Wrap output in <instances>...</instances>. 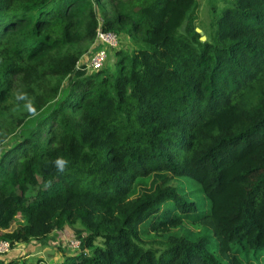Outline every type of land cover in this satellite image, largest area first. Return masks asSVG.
<instances>
[{"label": "trees", "instance_id": "trees-1", "mask_svg": "<svg viewBox=\"0 0 264 264\" xmlns=\"http://www.w3.org/2000/svg\"><path fill=\"white\" fill-rule=\"evenodd\" d=\"M196 7L0 0V147L17 137L0 154L1 239L14 247L79 224L83 247H58L57 264H264V0L213 6L205 39ZM98 25L117 34L115 58L84 71L76 62ZM159 172L188 189L131 196ZM154 217L158 248L140 237ZM183 218L205 232L169 233Z\"/></svg>", "mask_w": 264, "mask_h": 264}, {"label": "rangeland", "instance_id": "rangeland-1", "mask_svg": "<svg viewBox=\"0 0 264 264\" xmlns=\"http://www.w3.org/2000/svg\"><path fill=\"white\" fill-rule=\"evenodd\" d=\"M225 4V0H197V7L195 9V13L197 15V18L195 19L196 23V28L198 31L201 33V38H209V34L211 32V26L210 22L213 17V6L216 5V10L220 9L223 5ZM179 29L182 31L184 29L183 24L179 27ZM130 41V40H129ZM129 48L133 47L132 41L129 42ZM113 47L108 48V54L107 58L111 62L115 58V55L113 54ZM76 73H82L80 70H76ZM16 136H9L5 144L0 147V154L5 149L8 147L11 142H14L16 139ZM160 173V174H159ZM159 173H150L148 176H144L142 180H137L134 184L133 191L131 193V196H135L137 193H139L141 190L145 188H150L156 183H162V184H170L174 185L178 191H183L184 189H188L189 186H187V179L184 177H178L172 175L170 172H159ZM190 190H194L193 195L197 194L200 189L198 188L197 184L193 182V185L190 186ZM191 197V196H190ZM161 212V210H159ZM157 215V214H155ZM154 215V216H155ZM153 218V217H152ZM147 220L145 224L143 225V230L140 234V237L145 241L146 245L152 246V247H160L158 245V240L157 239H163L165 236L162 234L163 231L160 230V227H156L158 222V217H154V219ZM24 221L23 216L20 213H17L13 220L11 221L10 228H14L17 224L22 223ZM154 223L155 225L153 226ZM81 225L77 224L76 226H72L69 224H65L61 230H57L55 232L50 233L48 235V238L46 237V242L45 244L39 247L40 251L42 248H44V256H41L39 259L37 258H32L31 260H27L28 258H22V256H25L26 253L17 251V248H11L7 252L0 253V259L1 258H19L20 262H23V264H35V259H38L36 264H41L40 259L44 258V263L43 264H57L62 258H63V253L58 250L64 248H68L67 246L69 245V242L71 239L80 238L81 243H79V247H83L82 244V228L80 227ZM205 229L202 227H197L194 224V221H191L190 219L183 218L182 222L169 229V233H177V234H184V235H193L195 233H204ZM39 241L38 239H34L33 241ZM101 242V237H98L95 239V243H100ZM38 244H41L40 242ZM59 244L61 246H59ZM28 244L27 246H29ZM69 249V248H68ZM70 252L71 250H65ZM264 251V250H261ZM19 252V253H18ZM264 253V252H263ZM41 255V254H40ZM2 260V259H1ZM3 261V260H2ZM264 261V260H263Z\"/></svg>", "mask_w": 264, "mask_h": 264}, {"label": "built area", "instance_id": "built-area-1", "mask_svg": "<svg viewBox=\"0 0 264 264\" xmlns=\"http://www.w3.org/2000/svg\"><path fill=\"white\" fill-rule=\"evenodd\" d=\"M118 44L117 34L111 30H104L100 25L96 28L95 37L88 52L83 54L76 62L78 68L82 70H91L99 68L108 54V48ZM79 245V240L71 239L70 247ZM11 244L7 239L0 238V253L10 250Z\"/></svg>", "mask_w": 264, "mask_h": 264}, {"label": "crops", "instance_id": "crops-1", "mask_svg": "<svg viewBox=\"0 0 264 264\" xmlns=\"http://www.w3.org/2000/svg\"><path fill=\"white\" fill-rule=\"evenodd\" d=\"M58 230H61V228L58 229ZM55 231H57V230H55ZM55 231H53V232H55ZM47 238H48V236H47ZM39 242L41 244H38ZM45 242H46V239L45 240L42 239V240H39V241L36 240L35 242L33 240H30V241H27V242L16 243L13 248L15 249V248L18 247V249H16V250L19 251V252H22V250H23L24 251L23 253H26V255L22 256V258L23 259L24 258H28L27 260H31L32 258H36L37 256H44V254L42 252H44L45 249L42 248V250L40 251L39 247L41 245L43 246L45 244ZM28 244H30V245L27 246ZM6 260H8V258H6ZM45 261H44V258L41 259V264H43ZM20 264H23V262L20 263Z\"/></svg>", "mask_w": 264, "mask_h": 264}, {"label": "clouds", "instance_id": "clouds-1", "mask_svg": "<svg viewBox=\"0 0 264 264\" xmlns=\"http://www.w3.org/2000/svg\"><path fill=\"white\" fill-rule=\"evenodd\" d=\"M29 111L32 114H35V109L32 108L30 105H29ZM54 166L56 167L58 172L63 173L66 170L67 166H68V162L63 157H57L55 159V161H54Z\"/></svg>", "mask_w": 264, "mask_h": 264}, {"label": "water", "instance_id": "water-1", "mask_svg": "<svg viewBox=\"0 0 264 264\" xmlns=\"http://www.w3.org/2000/svg\"><path fill=\"white\" fill-rule=\"evenodd\" d=\"M198 30V29H197ZM202 37V36H201Z\"/></svg>", "mask_w": 264, "mask_h": 264}]
</instances>
